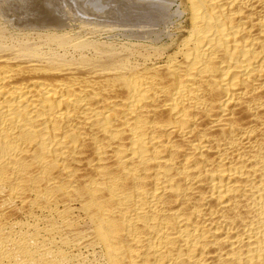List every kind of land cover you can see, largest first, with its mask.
Segmentation results:
<instances>
[{"label":"bare ground","instance_id":"bare-ground-1","mask_svg":"<svg viewBox=\"0 0 264 264\" xmlns=\"http://www.w3.org/2000/svg\"><path fill=\"white\" fill-rule=\"evenodd\" d=\"M0 264H264V0H0Z\"/></svg>","mask_w":264,"mask_h":264}]
</instances>
